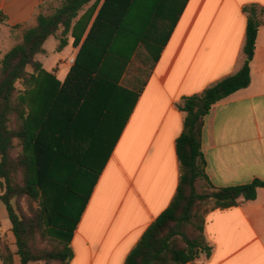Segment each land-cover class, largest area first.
<instances>
[{"label":"crops","instance_id":"crops-1","mask_svg":"<svg viewBox=\"0 0 264 264\" xmlns=\"http://www.w3.org/2000/svg\"><path fill=\"white\" fill-rule=\"evenodd\" d=\"M45 1L0 0V59L22 41L24 29L36 26L38 9ZM48 1L57 6L59 0ZM104 2L93 0L80 12L68 45L58 51L51 69L37 55L44 70L33 90L23 95L25 103L26 96L33 94L36 108L52 77L61 85L65 82ZM121 3L112 0L108 17L115 14L114 20L122 24L126 15L121 13L138 10L140 5L137 0ZM177 3L155 2V14L142 24V40L150 39L138 43L130 71L98 69V75L113 77L127 116L118 130L115 124L120 121L115 116L100 120L101 137L112 136L111 154L74 230L70 264H124L145 231L170 206L180 178L176 140L184 127L177 104L242 68L247 28L243 7L256 3L264 8V0ZM171 13L176 16L169 26ZM174 24L171 34H164ZM144 44L143 55L139 50ZM68 48L69 58L62 59ZM203 153L206 172L217 188L264 181V24L251 63V83L213 106L205 118ZM8 222L0 201V239L15 245ZM204 236L211 254L189 264H264V188L257 190L254 201L210 211ZM14 263L20 264L17 256Z\"/></svg>","mask_w":264,"mask_h":264},{"label":"trees","instance_id":"trees-1","mask_svg":"<svg viewBox=\"0 0 264 264\" xmlns=\"http://www.w3.org/2000/svg\"><path fill=\"white\" fill-rule=\"evenodd\" d=\"M92 1L59 0L53 6L46 0L38 9L36 26L24 29L22 41L0 59V201L6 207L16 246L12 251L0 239L2 264H15V256L20 264L71 263L72 236L100 175L90 194L83 197L80 189L87 175L82 164L91 161L90 152L101 145V118L127 116L113 77L97 72L121 68L131 60L142 41V24L155 14L157 0H137L140 9L121 13L126 15L122 24L114 20L115 14L108 17L112 0H105L65 82L61 85L52 77L48 93L33 113L23 99L44 70L36 57L44 52L45 42L57 37L56 50L62 51L75 20ZM125 1L128 3L120 0L121 4ZM243 12L247 16L243 66L177 104L184 116L183 132L176 140L180 166L177 192L124 264H189L202 254L209 256L212 248L204 236L206 215L254 201L257 190L264 188L259 179L241 186L215 187L206 172L203 153L205 118L213 106L251 83L264 8L247 4ZM74 45H79L78 39ZM82 198L83 205L73 220ZM23 199L30 205L29 214L21 208ZM38 239L52 243L51 248L36 247Z\"/></svg>","mask_w":264,"mask_h":264},{"label":"rangeland","instance_id":"rangeland-1","mask_svg":"<svg viewBox=\"0 0 264 264\" xmlns=\"http://www.w3.org/2000/svg\"><path fill=\"white\" fill-rule=\"evenodd\" d=\"M182 3H183V0H178V3L177 5L178 6H182ZM175 16L176 14L175 13H171L169 16H168V24L167 25H172L174 19H175ZM175 22V21H174ZM169 26H167L165 29H164V34H167L170 32V29ZM156 29H154L155 31ZM153 31V32H154ZM150 38H147V40H142L143 42L145 41H149ZM59 43V40L57 37H51L46 43H45V46H44V52L40 55H38V59L43 61L46 68L47 69H51V66L52 64H54L56 58L58 56H60L58 53V51L56 50V46L58 45ZM155 49H157V46L154 45ZM147 46L146 44L144 45H140V50H139V53L141 54H145V50H146ZM70 48H68L64 54H61V58H69V54L71 53L70 52ZM156 52L153 54L155 56ZM130 61L126 62L125 65L123 67H125L126 70L130 71L131 70V67L133 66V63H130ZM32 95H29V96H26V103H27V106L29 108V111L31 113L34 112L35 110V104L32 100ZM124 116H121L119 117V121L120 122H117L115 124V129L118 130V128L120 127V125H123V122L125 121ZM121 123V124H120ZM99 141L101 143L100 147L96 148L95 150H93L92 152H90V156H91V161H85L83 162V168H82V171L86 173L87 175V178L86 180L84 181L83 183V186L82 188L80 189V193L83 195V197L85 196H88L92 190V187H93V184L95 183L96 181V178L98 177V174L101 173L105 163L107 162L108 158H109V155L111 154V149H112V144H113V140H112V136H110L109 138H101L99 137ZM43 203L45 204L46 203V196L44 195L43 197ZM83 202H84V198H82L79 202V205L77 207V209H75V212L73 213L74 215H72V219L73 220H76L77 218V210H79L81 208V206L83 205ZM36 207V205H34ZM21 208L23 210V212H25L26 214H29L30 213V205L26 202L25 199L21 200ZM10 224V222H8ZM71 226V225H69ZM3 243H6L10 246L11 250L15 251L16 250V246L15 245H11L9 243V241L7 240H3ZM51 244L52 243H49L47 241H42L40 239L37 240V244H36V247L38 248H51ZM31 264H44L43 262H40V263H31ZM49 264H57V263H49Z\"/></svg>","mask_w":264,"mask_h":264},{"label":"built area","instance_id":"built-area-1","mask_svg":"<svg viewBox=\"0 0 264 264\" xmlns=\"http://www.w3.org/2000/svg\"><path fill=\"white\" fill-rule=\"evenodd\" d=\"M73 61V60H72Z\"/></svg>","mask_w":264,"mask_h":264}]
</instances>
